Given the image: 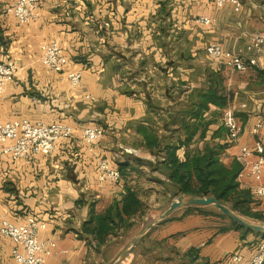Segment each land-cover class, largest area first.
<instances>
[{
    "label": "crops",
    "instance_id": "obj_1",
    "mask_svg": "<svg viewBox=\"0 0 264 264\" xmlns=\"http://www.w3.org/2000/svg\"><path fill=\"white\" fill-rule=\"evenodd\" d=\"M16 1L0 0V62L20 65L0 97V122H62L74 128L48 156H4L0 162V213L15 223L30 216L45 222L40 238L56 243L47 264H114L145 229L147 213L126 233L103 243L85 231L91 212L104 213L123 193V184L99 180L100 159L118 168L123 161L142 168L141 178L133 172V184L147 211L154 208L159 216L181 197L165 174L143 165L154 162L160 150L146 147L139 130L153 128L162 145L185 140L184 132L171 135L169 129L179 124L169 115L191 108L190 97L212 89L227 104H208L199 129L178 149L180 159L206 146L226 145L221 161L242 168L241 148L257 141L264 145V65L237 71L206 50L218 42L251 57L252 34L264 32V0H242L239 11L205 0H40L28 24L8 12ZM202 16L213 23H198ZM51 41L61 45L68 71L83 70L79 87L41 63L42 47ZM229 113L241 126L234 143L226 128ZM84 126L102 127L103 139L86 143ZM143 178L149 185L141 183ZM237 181L251 195L250 211L264 216V197L251 190L256 182ZM240 216L264 226V218ZM263 240L264 233L244 231L213 205L182 206L141 237L119 264H231L235 253L249 261ZM13 248L14 242L0 233V264H15Z\"/></svg>",
    "mask_w": 264,
    "mask_h": 264
},
{
    "label": "built area",
    "instance_id": "obj_2",
    "mask_svg": "<svg viewBox=\"0 0 264 264\" xmlns=\"http://www.w3.org/2000/svg\"><path fill=\"white\" fill-rule=\"evenodd\" d=\"M218 7L231 4L236 11L243 7L242 0H205ZM40 0H17L8 8L19 24H28L36 18V9ZM198 23L211 25L213 19L202 16L197 18ZM252 56L244 58L233 50L226 49L218 42L210 43L207 53L227 67L237 71H245L250 67L264 65V32L254 33L250 39ZM41 63L54 72L65 74L73 87L82 83L83 70H67L68 60L61 45L57 41L45 43L40 56ZM20 65L14 60L0 62V97L7 82L16 76ZM94 99L92 96H88ZM226 128L230 143L237 141L241 133V126L232 113L226 119ZM262 128V119L258 121L253 132L258 134ZM74 128L62 122H31L14 119L0 122V162L4 156L13 160H31L35 155H50L56 148L58 141L73 135ZM105 131L100 126H84L83 138L89 145H94L103 139ZM133 153L132 149H125ZM255 157L251 161L250 158ZM243 167L238 180L245 177L253 179L252 193L257 198L264 197V145L257 141L254 147L244 146L238 155ZM99 180L111 181L119 184L122 176L118 167L108 159H100L98 163ZM45 229V222L37 216H30L24 223H15L0 213V233L14 242L12 256L15 264H47V258L52 256L56 243L40 238ZM231 264H264V240L258 244L256 254L245 261L240 253L232 256Z\"/></svg>",
    "mask_w": 264,
    "mask_h": 264
},
{
    "label": "trees",
    "instance_id": "obj_3",
    "mask_svg": "<svg viewBox=\"0 0 264 264\" xmlns=\"http://www.w3.org/2000/svg\"><path fill=\"white\" fill-rule=\"evenodd\" d=\"M191 108L169 115L173 122H178L179 128L173 129L166 125L171 131V135L184 132L187 134L185 140L179 139V142L173 144H160V138L154 133L153 128L143 126L140 133L145 141V146L149 149L160 150L154 162H147L146 165L166 175L168 182L177 187L178 195L188 196L190 198L215 197L232 211L256 218H264L259 213L250 211L251 195L246 190H241L237 181L241 171V165L238 162L228 166L221 161V152L224 145L206 146L203 150L195 151L185 155V159H180L178 149L192 139L199 129L200 120L204 110L208 109L209 103H216L220 106L227 104V99L223 95L210 89L205 93H200L197 97H190ZM188 117L195 118L192 124L187 123ZM126 154V153H125ZM127 155V154H126ZM136 159V158H135ZM138 160V159H136ZM123 184V193L120 199H115L113 204L102 214L91 212L86 232L93 234L96 239L103 243L110 235H119L130 230L135 222L134 219L144 217L147 213L145 205L140 197L139 191L133 184L137 178L144 175L142 168L129 165L126 161L119 163ZM244 231L245 227L236 223ZM260 233V232H259Z\"/></svg>",
    "mask_w": 264,
    "mask_h": 264
},
{
    "label": "water",
    "instance_id": "obj_4",
    "mask_svg": "<svg viewBox=\"0 0 264 264\" xmlns=\"http://www.w3.org/2000/svg\"><path fill=\"white\" fill-rule=\"evenodd\" d=\"M207 205H213L218 210L222 211L224 215H226L228 218L233 220L234 222L238 223L239 225L245 227L248 230L256 231L260 233H264V226L256 225L248 220L244 219L240 215L236 214L234 211H232L229 207L224 205L221 201H219L215 197H206V198H190V199H184V197H179L176 201H174L167 210H165L163 213H161L158 218L150 223L144 230H142L130 243V245L127 247V249L123 252L120 259H118L114 264H119V262L129 253V251L133 248V246L137 243V241L143 237L150 229H152L155 225L160 223L162 220L170 216L176 209L182 206H207Z\"/></svg>",
    "mask_w": 264,
    "mask_h": 264
},
{
    "label": "rangeland",
    "instance_id": "obj_5",
    "mask_svg": "<svg viewBox=\"0 0 264 264\" xmlns=\"http://www.w3.org/2000/svg\"><path fill=\"white\" fill-rule=\"evenodd\" d=\"M144 166H146V167H148L145 163L143 164ZM143 179H145V180H142L141 181V183H143L144 185H149V183L146 181V178H143ZM148 180V179H147ZM158 183V182H157ZM150 195H151V193H148V192H146V193H144V199H145V201L149 204L150 202ZM156 199H157V201H158V195L156 196ZM184 199H190V197H188V196H184ZM156 209H150V208H148V211H147V215H148V220H147V223L144 225V226H148L150 223H152V222H154L157 218H158V210H156ZM160 210V209H159ZM161 210H164V209H161ZM152 211H155L154 213L152 212ZM220 213H223L222 211H220V210H218ZM248 219V218H247ZM250 222H253L252 220H250V219H248ZM145 227V228H146ZM140 228V227H139ZM138 228V229H139ZM138 229H136L135 231H133L130 235L131 236H136L137 234H138V232H139V230ZM141 229V228H140Z\"/></svg>",
    "mask_w": 264,
    "mask_h": 264
}]
</instances>
